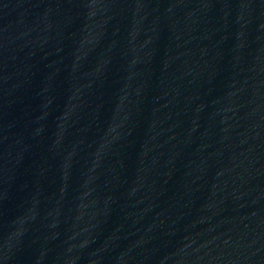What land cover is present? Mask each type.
<instances>
[{
    "label": "water",
    "instance_id": "water-1",
    "mask_svg": "<svg viewBox=\"0 0 264 264\" xmlns=\"http://www.w3.org/2000/svg\"><path fill=\"white\" fill-rule=\"evenodd\" d=\"M0 264H264V0H0Z\"/></svg>",
    "mask_w": 264,
    "mask_h": 264
}]
</instances>
